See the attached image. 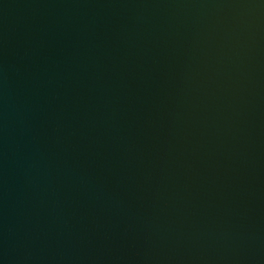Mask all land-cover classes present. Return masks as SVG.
<instances>
[{
  "label": "water",
  "instance_id": "95a60500",
  "mask_svg": "<svg viewBox=\"0 0 264 264\" xmlns=\"http://www.w3.org/2000/svg\"><path fill=\"white\" fill-rule=\"evenodd\" d=\"M0 264H264V0H0Z\"/></svg>",
  "mask_w": 264,
  "mask_h": 264
}]
</instances>
